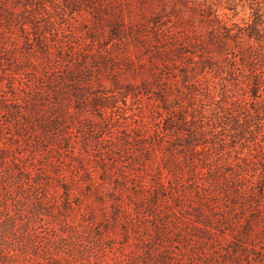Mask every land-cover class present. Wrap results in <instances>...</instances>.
Returning <instances> with one entry per match:
<instances>
[{
  "label": "rangeland",
  "instance_id": "rangeland-1",
  "mask_svg": "<svg viewBox=\"0 0 264 264\" xmlns=\"http://www.w3.org/2000/svg\"><path fill=\"white\" fill-rule=\"evenodd\" d=\"M253 28L264 33V0H0V264H264V120L248 103L255 73L264 78V37L248 38ZM213 34L222 52L205 47ZM166 49L214 64L163 87L168 108L207 131L210 159L249 162L246 192L211 197L239 225L203 230L157 190L169 143L185 171L189 162L164 130L157 86H140ZM70 70L81 71L78 93L61 83ZM116 83L138 92L123 98ZM224 99L254 143L218 126Z\"/></svg>",
  "mask_w": 264,
  "mask_h": 264
},
{
  "label": "trees",
  "instance_id": "trees-1",
  "mask_svg": "<svg viewBox=\"0 0 264 264\" xmlns=\"http://www.w3.org/2000/svg\"><path fill=\"white\" fill-rule=\"evenodd\" d=\"M138 1L144 2L145 0ZM159 16L160 14H155L153 22L157 23V19L159 18ZM253 33L257 35L259 34L258 37L261 39L264 37V33H262V31H260L258 28H253L252 32L248 34V38H252L251 35ZM204 45L207 49L213 50L215 53H218L220 51L222 52L224 47H226V44L222 40H220V38H218L217 34L211 35V37ZM169 55H172V57H175V59H172ZM182 55L185 54L175 49H166L163 51L158 50L155 53L154 58L161 62L160 68L158 70L156 68H153L151 80H143L140 85L145 92H150L154 84L157 86L156 98L157 100L161 101L162 109L167 114V118L164 120V130L168 131V136H171L172 138H174V140H179L180 144L177 143L176 147H180L182 156L184 157V159H187V161H189L188 165H186L187 170L185 171V165L183 161L176 157L177 154L175 151L179 150L169 143V152L166 155L164 166L160 169L158 182H156L157 190L161 191V193L163 194L165 193V195L168 196L167 198L171 199V203L169 202V205H177V208L173 209V213L178 211L179 208H182V210L188 212V221L192 220L195 223L203 225L205 228L210 227L208 230H203L210 232L209 230H216V227L218 226H236L240 224L239 220L231 222L229 213L224 211L223 209H217L215 206L216 204L213 200H211V197L218 195L216 191L222 192V190H224L225 194H228L229 196L234 195L235 197H238L237 195L241 194L242 192H246V188L244 184H242L243 178L241 177V173L244 171V167L245 170L246 168H248L249 162H244V165L242 166L239 163L231 164V162L228 161L219 162V159H210L206 153L207 150L204 149V146H202L203 143H205L207 134V131L203 128V126H201L200 124L197 125L195 123L196 121L194 120L192 113L189 114L191 117V119L189 120L186 114L183 113L181 108L179 110L168 108V94L167 90H165L163 87L165 80H169V77L173 74L175 75V79L176 77H180V80L182 82L193 84L197 76V71H203L206 67L214 65L211 63V59L208 56L199 60H195L194 54L190 52V56L189 54H187L188 59L182 62V60L179 59V57H181ZM228 73L230 75L233 74L232 70L230 69L228 70ZM78 74H81L80 70H78V73L70 70L67 72V80H65V77L61 78V83H65L66 81L70 83V87L73 90V93H78L79 91L80 84L78 83L80 80L79 78L77 79ZM263 80L264 78H262V76L255 73L254 85L252 87L253 90L249 97L250 102H248L252 104V106L250 107L256 114V120L259 121L264 120V100H258L256 98V94ZM59 83L60 82L57 81L51 82V91L54 93V98H57V100L60 97V93H62L59 87ZM114 86H117V88H115L118 91L117 95L123 98L135 95L138 92L137 89H132L131 86H125L124 88H121L118 83L114 84ZM225 101L226 100L224 99L223 103L217 108V124L218 126H220L219 124H221L220 127L224 126V128L230 127L231 130H234L236 133H238V137L243 139L247 131H245V129L242 130L243 128L241 127V124L243 125L244 123H246V120H244L243 123V120H240L237 116H234L232 112L229 114V108H226L224 106L226 104ZM238 108L239 107H232L231 110L236 111V109ZM36 111L37 110H33V112ZM63 111H65V109H62V112ZM193 111L195 112L196 110ZM247 134V138H244L245 141L251 144L254 143V141L256 140L255 132L248 131ZM122 141L124 143H127V137H125ZM140 141L141 139L135 140L134 142L137 143L138 147H144V144H142ZM154 146L155 143L150 146L151 149H149V154H151L152 150H154ZM199 146H201L202 148L199 149ZM203 174L205 175V177H201L203 176ZM198 177H200L203 183H199ZM191 192L198 193V201H191V203L184 202V195H189ZM258 194L260 195L261 199L264 198V188L258 187ZM165 195L162 196L166 198ZM230 203L235 204L236 202H233L230 199ZM259 204L260 202L256 204V207H260ZM155 206H159L158 197ZM208 213L210 214L208 215ZM218 213H220L221 215L212 219V217H215L216 215H218ZM253 223L254 221L249 222V228L247 227L248 233H250ZM195 229L199 228L196 227ZM224 229L225 228H223V230ZM224 234L226 236V233L222 232V238L224 237ZM246 235L245 237H247Z\"/></svg>",
  "mask_w": 264,
  "mask_h": 264
}]
</instances>
